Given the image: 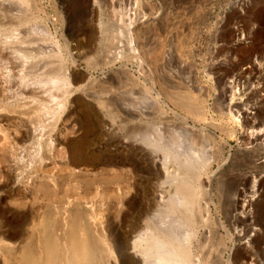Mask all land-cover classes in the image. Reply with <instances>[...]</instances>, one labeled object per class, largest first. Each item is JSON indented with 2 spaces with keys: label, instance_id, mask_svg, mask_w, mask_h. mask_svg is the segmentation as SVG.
<instances>
[{
  "label": "rangeland",
  "instance_id": "obj_1",
  "mask_svg": "<svg viewBox=\"0 0 264 264\" xmlns=\"http://www.w3.org/2000/svg\"><path fill=\"white\" fill-rule=\"evenodd\" d=\"M239 1L242 0H92L94 14L81 16L79 0H0V182L9 168L14 173V181L24 185L28 174L41 165L60 176L62 189L57 191V197L66 194L87 202L96 236L108 252L106 264H120L119 257L123 254L143 259L133 244L139 240L138 234L144 236L146 230L134 234L130 231L139 221L148 220L151 188L148 162L137 161V156L130 155L139 163L136 173L123 177L119 171L114 174L111 171L103 176L111 178L109 185L98 184L90 191L82 182L63 178L60 165L68 157V141L78 137L79 121L87 119L93 126L88 134L93 143L89 152L102 151L104 137L98 130L102 117L110 112L118 116L115 113L120 108L137 107L146 112L141 121L143 126L129 131L125 134L127 137L133 134L131 137L135 139L137 135V141L148 143V139L154 138L149 125L167 128V140H160V144L171 146L180 158L205 167V145L193 143L183 126H176L175 119L167 117L166 127L164 113L158 112L159 106L166 105V112L171 114L176 109L172 102L189 101L194 108L205 107L208 122H195L186 112L179 110V113L187 118L190 126L215 132L214 149H220V162L207 169L206 174L218 171L223 161H227L225 170L217 174L211 185L214 201L211 213L225 221L231 191L240 184L238 181L247 176L251 186L255 179L264 181V167L254 169L248 163L250 154L245 148L249 146L244 144L246 131L259 126L264 112L263 80L252 81V90L247 89L245 93L251 98L250 105L259 110L249 109L254 112L248 113L249 123L245 125L242 118L238 122L219 112L223 98L218 80L231 79L239 68L246 67L245 62L254 59L237 52L232 46L234 43L226 37L228 27L250 25L248 16L238 17ZM65 10L73 17L68 18ZM261 25L264 27V13ZM118 52L122 58L116 55ZM260 52L263 54L264 49ZM66 69H70L72 84L68 87L62 78L67 74ZM32 71L39 75L38 79H34ZM75 76H80L79 82L73 81ZM50 78H54L53 83L48 81ZM31 91L34 93L29 94ZM105 97L109 101H96ZM100 102L107 103L106 108ZM9 107L13 109L8 110ZM34 109L36 114H20L22 110ZM151 111L155 115H150ZM161 116L164 117L160 119ZM26 125L30 134L24 141L21 135L26 132ZM222 128H228L229 134ZM174 132L176 137H181L175 145L169 140ZM221 139L228 141L222 148ZM115 153L111 148L97 156L124 159ZM254 153L253 159H264L262 148ZM113 176H117L115 180ZM18 198L13 192L6 203L0 202V226L8 220L18 223L17 216L24 213L13 206ZM259 199L264 202V186ZM37 202L34 206L44 203L40 199ZM120 211L126 214L124 224L117 220ZM34 225L31 222L24 225L23 233H32ZM233 226L234 223L230 226V240L225 233L216 232L206 250L208 264H229V259L230 264H264V245L259 250L238 245L235 237L238 229ZM0 264H9L2 252Z\"/></svg>",
  "mask_w": 264,
  "mask_h": 264
},
{
  "label": "bare ground",
  "instance_id": "obj_2",
  "mask_svg": "<svg viewBox=\"0 0 264 264\" xmlns=\"http://www.w3.org/2000/svg\"><path fill=\"white\" fill-rule=\"evenodd\" d=\"M79 2V15L94 14L92 0H79ZM236 8L238 17H241L242 14L249 17L250 25L237 28L228 27L226 37L231 41V44L234 43L232 46L236 48L237 52L250 59L254 57V59L245 62L246 67L239 68V71L231 79L218 80L223 98V105L219 112L221 116L229 119L233 117L232 119H237L238 122L242 118L245 124L250 122L248 113H254L249 109H253L255 112L259 111L258 107L250 105L251 98L245 94L246 90H252L250 88L252 81L263 80L264 83V53L260 52L262 48L264 49V27L261 25L264 0H242L236 4ZM65 12L68 18L73 17L69 10H65ZM116 55H120L119 58L122 56L121 52ZM66 70L67 74L64 73L62 78L68 87L72 84L70 73L68 74L70 69ZM47 74L51 75L49 72ZM33 76L34 79L39 77L35 73ZM79 78L75 76L73 81L79 82ZM48 81L53 83L54 78H50ZM102 91L105 90L102 89ZM33 93L34 91H31L29 94ZM96 101L109 100L108 97H105V99ZM100 104H103V108L107 106L105 102H100ZM172 104L176 109H172L171 114L166 112V105L165 108L159 106L158 112L164 113L165 116H163L166 122L165 126L167 127L169 122L167 117L175 119L178 123L175 125L183 126L193 143L205 145L207 149L204 159L206 169L197 166L195 161L180 158L177 153L172 152L171 146L160 144V140H165V137L169 135H165L166 131L169 132L167 128L159 129V125L154 128L149 125L148 129L150 128L154 138L148 139V143L137 141V135L134 136L135 139L131 137L133 134L130 135L131 138L127 137L125 134L129 131L136 130L137 126H143L141 121L146 112L137 110V107L134 109L126 107L117 110L115 114L118 116L110 112L102 117L98 125V130L104 137L100 147L102 151L89 152V147L93 144L88 136L93 129L92 124L87 119L77 123L78 137L68 141V157L60 165L62 177L82 182L89 187L90 191L91 187L98 184L109 185L111 178L103 176L110 174L111 171L113 174L119 171L123 177L136 173L139 170V163H135L130 155L137 156V161L148 162V175L151 183L148 194V220L139 221L136 227L130 231L134 234L140 230H146L145 234L143 233L144 236L138 234L137 239L139 240L133 244L135 249L139 248L138 251L143 255V259L123 254L119 257L120 264H208L206 250L216 232L225 233L230 240V226L233 223L238 229L235 233L238 245L259 250L264 245V202L258 198L262 196L264 181L260 178L255 179L251 186L248 176L246 179L241 178L242 182L238 181L240 184H237V187L231 191L232 196L229 199L230 206L225 215V221H221L219 216L214 217L211 213V205L214 203L211 185L217 179V174L221 170H225L227 161L224 160L222 165L219 164L218 171L210 175L206 174V170L211 169L221 159L220 149H214L215 143L217 144L216 134L206 127L198 129L196 126H190L187 118L179 113V110H182L194 118L195 122L207 123L206 109L205 107L194 108L189 101H176ZM10 108L12 107H9L8 110L13 109ZM30 113H35V109L29 112H25V110L20 112L21 115ZM152 114L155 115V112L151 111L150 115ZM163 117L161 116L160 119ZM36 118L38 119L39 116ZM148 121L150 120L148 119ZM259 121V126L256 129L247 130L246 134L244 132L246 135L244 138L245 147L249 146V148H245L250 154L247 156L248 163L253 165L254 169L264 167V159H253L251 156L256 149L264 150V112ZM29 130L27 128L26 132L21 135V140L26 141L29 138ZM120 130L126 132L123 133ZM221 130L225 134H229L228 128ZM175 133L169 139L173 145L180 137L179 135L176 137ZM219 141L221 148L228 144L226 139ZM111 148L114 149L115 154L123 155L124 159L116 160L97 156L98 153L99 155L103 154V151H109ZM40 166L34 167V171L28 174L30 178L28 177L24 185L22 182L14 181L12 169H6L7 174L0 182V202L6 203L14 192L19 198L14 201L13 206L24 213L17 216L18 223L9 220L1 223L0 252L8 258L9 264H106L108 252L103 249L100 239L96 236V225L93 222V216L87 209L90 208L87 207V202L82 198L69 197L66 194L57 197V191L62 189V185L59 183L60 176L57 177L58 175L55 176V173L53 174ZM117 176L112 178L115 180ZM39 199L44 203L39 207L34 206L38 204ZM202 201L204 202L202 203ZM41 212V216H38ZM117 217L118 223L124 224L126 221L125 212L120 211ZM30 222L35 224L34 229H32V233L25 235L23 226ZM230 260H228L229 264Z\"/></svg>",
  "mask_w": 264,
  "mask_h": 264
}]
</instances>
